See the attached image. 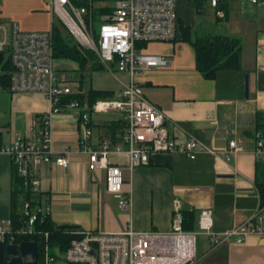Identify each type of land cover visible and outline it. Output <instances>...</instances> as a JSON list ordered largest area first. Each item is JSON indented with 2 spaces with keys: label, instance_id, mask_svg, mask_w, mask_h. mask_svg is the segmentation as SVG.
Instances as JSON below:
<instances>
[{
  "label": "crops",
  "instance_id": "obj_1",
  "mask_svg": "<svg viewBox=\"0 0 264 264\" xmlns=\"http://www.w3.org/2000/svg\"><path fill=\"white\" fill-rule=\"evenodd\" d=\"M101 1L104 0L97 2ZM184 1L196 16L194 8ZM225 4V16H215L212 34L237 40V68L220 69L212 78H206L197 69L194 47L183 41L179 33L170 42L141 45L145 54L166 56L169 63L138 74L133 80L142 86L148 102L163 112L171 137L197 140L200 147L194 159L178 153H153L148 165L130 169L128 147L121 140L124 121L120 111H93V105L89 106L85 98L81 106L53 117L52 150L63 153L69 165L32 166L39 181L32 192L46 204L48 216L57 228L67 226L64 230L79 235L117 233L129 227L137 232H167L172 226L175 203L181 210L194 212L192 230L197 228L203 209L211 210L213 229L219 233L251 219L260 207L256 164H264L254 154V141L260 135L255 129L257 114L264 113V7L233 1ZM98 10L107 12L106 7ZM178 14L184 26L194 31L189 16L182 11ZM12 22L22 31H47L54 19L44 0H0V24L9 26ZM55 68L68 75L69 80L73 77L70 72L79 71L75 62L58 58ZM78 83L77 89L70 87L73 94L86 96L89 89L113 93L110 98L99 99L106 100L126 87L130 77L118 72L114 65L109 69L102 65L96 70L87 66L79 73ZM48 109L43 94L12 93L0 84V145H9L17 136L31 140L38 116ZM83 113L89 116L92 146L103 141L111 145L108 161L121 168L124 195H131L127 208L119 207L107 191L105 171L89 168L88 155L78 143ZM230 140H236L244 149L233 152L227 160L225 150ZM115 147L122 152H116ZM13 170L10 160L0 155V225L11 213ZM57 264L63 262L59 260ZM193 264H264V234H249L240 244L229 239L211 247L208 237L200 233Z\"/></svg>",
  "mask_w": 264,
  "mask_h": 264
},
{
  "label": "built area",
  "instance_id": "obj_2",
  "mask_svg": "<svg viewBox=\"0 0 264 264\" xmlns=\"http://www.w3.org/2000/svg\"><path fill=\"white\" fill-rule=\"evenodd\" d=\"M53 17L66 29L73 40L84 50L93 52L99 62L109 69L127 73L130 83L113 99L98 100L92 110L96 112L120 111L123 115L122 142L128 147V166L133 169L149 164L153 153H178L194 159L199 143L192 137L183 140L171 137L165 126V116L148 102L143 88L134 77L147 70L165 67L169 59L163 55L145 54L141 45L154 42H170L178 37L179 14L177 0H88V6H77L72 0H44ZM188 3L194 0H186ZM239 2L251 7H264V0H202L213 10L218 19L225 16L221 6ZM99 3V4H98ZM100 3H106L102 5ZM101 5V6H100ZM106 7L107 12L98 16L99 26L93 27L92 11ZM0 75L8 77L12 93H41L49 103V109L38 116V126L32 128V139L17 136L12 143L0 145V155H5L15 167L24 185L34 191L39 181L32 171L42 163H55L66 168L69 165L63 153L52 150V119L68 109L78 107V102L67 99L73 92L67 84L70 77L55 68L52 29L47 31H22L14 22L0 24ZM78 143L88 155L90 169H103L106 189L117 200L119 207L127 208L131 195H124L122 170L108 161L111 145L103 141L92 146L89 116L81 114ZM244 149L236 140L228 142L225 157ZM116 152H122L115 147ZM255 158L264 162V137L254 141ZM22 211L27 217L25 226L16 233H34L37 219L48 215V207L24 202ZM208 237L211 247L232 239L240 244L249 234H264V206L256 210L250 220L235 229L219 233L213 229L212 212L203 209L199 213L197 228H183L181 206L175 203L171 229L167 232H137L132 228L117 233L85 232L74 239L62 254L52 255L47 244L39 251L37 264H193L196 258V236ZM0 241L14 243L10 220L0 225Z\"/></svg>",
  "mask_w": 264,
  "mask_h": 264
},
{
  "label": "trees",
  "instance_id": "obj_3",
  "mask_svg": "<svg viewBox=\"0 0 264 264\" xmlns=\"http://www.w3.org/2000/svg\"><path fill=\"white\" fill-rule=\"evenodd\" d=\"M77 6H88L87 0H72ZM194 8L195 13L199 14L202 11V0H194L189 2ZM221 8L226 9L224 3ZM105 10L95 9L93 13V27L94 22L98 21V15ZM97 18V19H96ZM53 36V54L55 58L70 59L79 64L80 71L83 72L87 66L92 69H102L96 55L89 50H84L73 40V38L66 32L69 40L63 34V28L60 27L56 21L52 24ZM179 31L181 39L189 42L195 49L197 69L206 77L212 78L217 70L220 69H234L239 66V52L240 48L236 39L227 36H218L214 34L198 35L189 26H184L179 18ZM0 84L5 88H9L8 77L0 75ZM113 93L107 91H96L89 89L86 96L82 94H73L67 99H73L81 106L86 98L89 106H92L97 100L112 97ZM256 131L260 135H264V113L257 114ZM255 184L257 186L260 205L264 206V164H256V178ZM30 202L31 206L35 204L46 205L40 198L27 187H25L23 179L19 177L16 169L12 172V190L10 199V217L14 243L21 241H35L38 243L39 251H42L45 242V234H47V244L49 245L52 255L62 254L74 239H80L82 236L73 234L70 231L57 228L48 215L44 219H37L34 224V233L30 235H20L16 233L19 229L25 226L27 217L22 211L24 202ZM183 228L185 230L194 229V212L182 210ZM7 244V242H6Z\"/></svg>",
  "mask_w": 264,
  "mask_h": 264
},
{
  "label": "rangeland",
  "instance_id": "obj_4",
  "mask_svg": "<svg viewBox=\"0 0 264 264\" xmlns=\"http://www.w3.org/2000/svg\"><path fill=\"white\" fill-rule=\"evenodd\" d=\"M96 1H99V0H94L95 5L97 4ZM177 2H178V12L179 11L180 12L182 11L186 16H189V19H188L189 22L191 24L193 23L194 26H195L194 27V32L195 33H197L198 35H203V34H212L214 32V29H215L216 25H215V14L213 13V10L212 9H210L208 6H205L199 14H197L196 16H194V15L191 14L190 9L187 8L186 3H185L184 0H177ZM87 3H88V0H87ZM100 4L106 5V3H100ZM259 14H260V12H259ZM53 19H54V21H56L57 23H59L56 16H54ZM256 19L258 20V18H256ZM98 24H99V22L96 21L95 22V28H96V30L98 29V26H99ZM62 31H63L64 36L67 38V40H69L70 38L68 37V35H66V32H67L66 29L63 28ZM149 46L151 47V45H149ZM150 47H149V49H150ZM58 59L70 60V59H65V58H58ZM71 61H73V60H71ZM56 62H57V60H56ZM73 62H75V61H73ZM75 63L79 67V64L77 62H75ZM78 70L79 71L77 73L70 72L73 75V77L70 80L69 85L73 89H77L78 86H79L78 76H79V73L81 72L80 71V67L78 68ZM81 74H82V72H81ZM199 237H200V233L197 234V236H196L197 241L199 240ZM43 245H45V242H44ZM63 264H64V262H63Z\"/></svg>",
  "mask_w": 264,
  "mask_h": 264
},
{
  "label": "water",
  "instance_id": "obj_5",
  "mask_svg": "<svg viewBox=\"0 0 264 264\" xmlns=\"http://www.w3.org/2000/svg\"><path fill=\"white\" fill-rule=\"evenodd\" d=\"M2 54L0 53V64ZM247 77L245 81L247 96ZM67 229V226L58 227ZM39 255V246L35 241H21L20 243L4 244L0 241V264H37Z\"/></svg>",
  "mask_w": 264,
  "mask_h": 264
}]
</instances>
